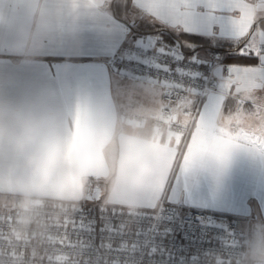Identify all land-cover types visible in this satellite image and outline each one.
<instances>
[{"label": "snow or ice", "instance_id": "obj_1", "mask_svg": "<svg viewBox=\"0 0 264 264\" xmlns=\"http://www.w3.org/2000/svg\"><path fill=\"white\" fill-rule=\"evenodd\" d=\"M131 4L145 18H152L147 19L149 24L156 27L159 22L158 43L166 44L160 43L158 51L176 64L175 69H170L172 79L157 85L153 102L167 116L183 117L205 130L218 121H223L228 131L233 119L246 123L247 129L234 133L231 143L236 148L264 154V96L256 95L258 91L264 92V0L251 3L248 0H131ZM194 25H202L206 31L197 32ZM184 33L196 39H183ZM229 60L234 63H227ZM234 86L237 114L225 117L223 107ZM249 100L255 111L244 116L241 106ZM204 142L198 143L194 138L187 154L178 153L158 175L147 181L134 211L120 198L108 203L106 186L101 179L93 177L79 207L57 225L56 244L70 252L57 255L51 251L48 264L54 260H63L65 264H172V252L164 243L170 231L164 223L165 203L170 195L169 176L174 165L184 172L201 157ZM89 204L98 208L99 220L89 217ZM115 206L126 207L128 211L118 212ZM124 215L127 220L113 223ZM144 221L148 222L147 228L143 227ZM85 234L87 239L83 238ZM216 256L195 255L187 264H215ZM181 264H185L183 258Z\"/></svg>", "mask_w": 264, "mask_h": 264}, {"label": "clouds", "instance_id": "obj_2", "mask_svg": "<svg viewBox=\"0 0 264 264\" xmlns=\"http://www.w3.org/2000/svg\"><path fill=\"white\" fill-rule=\"evenodd\" d=\"M11 7L18 31L37 37L59 11L58 0H13ZM159 111L153 109L151 124L114 126L107 111L88 103L60 118L44 103L12 106L0 99V197L12 213L0 231V264H40L49 226L79 207L93 177L106 186L108 203L120 198L134 211L146 182L178 153L187 154L194 138L205 141L201 157L223 161L236 149L223 121L208 130L184 119L173 126ZM214 261L224 264L220 255ZM235 261L264 264V237L253 238Z\"/></svg>", "mask_w": 264, "mask_h": 264}, {"label": "crops", "instance_id": "obj_3", "mask_svg": "<svg viewBox=\"0 0 264 264\" xmlns=\"http://www.w3.org/2000/svg\"><path fill=\"white\" fill-rule=\"evenodd\" d=\"M113 1L58 0V14L37 37L21 34L13 18V0H0V99L12 106L44 103L60 118L88 103L107 111L114 126L137 123L131 114L153 116V109L161 110L153 102L157 83L118 75L107 63L124 40L134 37L133 25L154 26L148 22L151 17L133 9L131 0L123 17H116ZM156 26L160 28L159 22ZM193 28L206 31L202 25ZM236 95L234 86L223 107L225 117H236ZM253 111L252 104L242 114ZM229 129L239 133L247 124L233 119ZM169 184L171 204L237 218L246 247L253 238L264 237V154L236 148L223 161L202 156L184 172L174 165Z\"/></svg>", "mask_w": 264, "mask_h": 264}, {"label": "built area", "instance_id": "obj_4", "mask_svg": "<svg viewBox=\"0 0 264 264\" xmlns=\"http://www.w3.org/2000/svg\"><path fill=\"white\" fill-rule=\"evenodd\" d=\"M248 1L256 2V0ZM159 31V28H157L154 32H151L153 35L150 32L138 34L134 32V37L124 40L118 51L108 59L107 63L111 70L151 83L159 84L171 80L172 72L170 69H175L176 64L170 58L163 57L158 51L160 43H163H158ZM151 35L152 38H150ZM236 97L237 95L234 96V104L237 111ZM251 105L250 101L244 102L241 106L242 112H248ZM130 118L138 122L146 120L151 124L157 117L155 115L149 116L134 113L130 115ZM158 118L162 122L173 126L178 121V119L164 114L162 109L158 114ZM233 127L237 129L238 125L233 124ZM115 207L118 212L127 213L128 211L126 207ZM165 207L167 209V219L164 223L170 231L164 243L172 252V264H181V258L187 264L192 256L203 255L204 253L220 255L224 260V264H233L236 258L244 252L246 245L239 220L230 214L203 208H186L170 202L165 203ZM87 210L89 217L94 216L99 220L100 213L97 207L89 204L87 205ZM145 211L151 213V210ZM121 219L127 220L128 217L127 215L118 216L113 223L118 224ZM11 223L12 214L0 216V231H6ZM57 225L49 226L50 239L39 247L40 254L43 257L40 260V264H48L47 256L51 251H55L57 255L70 252V249L65 248L63 245L56 244L58 238ZM143 227H148L147 221H144ZM98 228L99 225H97V244H99ZM161 228H163V225H161ZM83 238L87 239V235L85 234ZM73 241H75V237H73ZM33 243L36 242L34 241ZM156 258L158 259L159 257ZM53 264H65V262L63 260H54Z\"/></svg>", "mask_w": 264, "mask_h": 264}, {"label": "trees", "instance_id": "obj_5", "mask_svg": "<svg viewBox=\"0 0 264 264\" xmlns=\"http://www.w3.org/2000/svg\"><path fill=\"white\" fill-rule=\"evenodd\" d=\"M111 9L113 11V14L116 17L122 18L123 14L129 10V2H128V0H114L111 4ZM182 38L187 39V40L196 39L195 36L187 35V34H182ZM200 38L203 39L202 37H200ZM229 61H231V60H229ZM231 62H234V61H231ZM235 63H237V62H235ZM238 63H244V62H238Z\"/></svg>", "mask_w": 264, "mask_h": 264}, {"label": "rangeland", "instance_id": "obj_6", "mask_svg": "<svg viewBox=\"0 0 264 264\" xmlns=\"http://www.w3.org/2000/svg\"><path fill=\"white\" fill-rule=\"evenodd\" d=\"M157 28H159L158 26H151V27H149L148 29H146V28H144V27H142V26H140V25H133V27H132V30H133V32H135V34H138V33H144V32H154ZM152 34V33H151ZM153 35V34H152ZM152 35H151V37L150 38H152ZM135 36V35H134ZM156 38V37H155ZM163 43H165L166 44V42H163ZM116 74H118V75H123V74H121V73H119V72H115ZM8 204V201H7V199H5V198H3V197H0V205H5L4 207H1L0 208V216H9V215H11L12 213L9 211V205H7Z\"/></svg>", "mask_w": 264, "mask_h": 264}]
</instances>
